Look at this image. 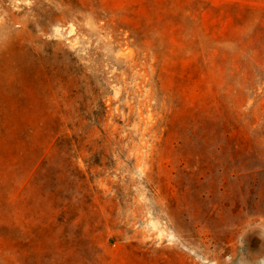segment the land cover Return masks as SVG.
<instances>
[{"label": "rangeland", "instance_id": "rangeland-1", "mask_svg": "<svg viewBox=\"0 0 264 264\" xmlns=\"http://www.w3.org/2000/svg\"><path fill=\"white\" fill-rule=\"evenodd\" d=\"M208 262L264 264V0H0V264Z\"/></svg>", "mask_w": 264, "mask_h": 264}, {"label": "trees", "instance_id": "trees-1", "mask_svg": "<svg viewBox=\"0 0 264 264\" xmlns=\"http://www.w3.org/2000/svg\"><path fill=\"white\" fill-rule=\"evenodd\" d=\"M60 137H62V138H67L68 136H67L66 134H64V135H62V136H60Z\"/></svg>", "mask_w": 264, "mask_h": 264}, {"label": "water", "instance_id": "water-1", "mask_svg": "<svg viewBox=\"0 0 264 264\" xmlns=\"http://www.w3.org/2000/svg\"><path fill=\"white\" fill-rule=\"evenodd\" d=\"M205 264H213L212 262H208V263H205Z\"/></svg>", "mask_w": 264, "mask_h": 264}]
</instances>
